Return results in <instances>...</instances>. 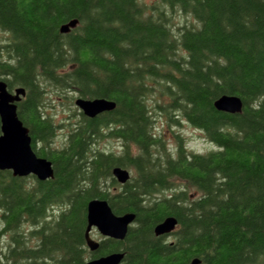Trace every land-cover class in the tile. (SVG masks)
<instances>
[{
  "label": "trees",
  "instance_id": "trees-1",
  "mask_svg": "<svg viewBox=\"0 0 264 264\" xmlns=\"http://www.w3.org/2000/svg\"><path fill=\"white\" fill-rule=\"evenodd\" d=\"M175 12L196 23L175 27ZM0 31V80L26 89L19 118L54 168L45 181L0 170L1 233H19L0 264L45 255L81 264L113 252L124 253L121 264H264V0H0ZM224 94L242 99L241 113L215 108ZM76 96L116 107L90 118L71 107ZM52 100L68 105L58 123ZM156 108L217 149L190 152L176 134L171 151ZM60 127L67 141L55 147ZM106 140L122 152L100 147ZM118 166L134 174L124 185L112 174ZM93 198L136 214L124 240L101 237L95 252L84 236ZM167 216L176 231L156 236ZM22 224L42 225L41 249L23 245Z\"/></svg>",
  "mask_w": 264,
  "mask_h": 264
},
{
  "label": "water",
  "instance_id": "water-1",
  "mask_svg": "<svg viewBox=\"0 0 264 264\" xmlns=\"http://www.w3.org/2000/svg\"><path fill=\"white\" fill-rule=\"evenodd\" d=\"M79 24L77 18L60 26V32L69 33ZM27 94L24 87H17L13 91L8 88L5 80H0V170H11L14 176H35L40 181L54 177V168L50 160L38 156L32 147V137L29 128L26 127L18 115L17 103ZM75 106L87 117L94 118L102 113L113 111L116 102L107 98L76 97ZM219 111L236 114L243 110V101L237 95L224 94L214 102ZM114 178L121 184H126L131 179V172L127 168L115 167L112 170ZM136 214L127 212L121 215L114 213L108 200L93 198L87 204V226L85 240L90 251L95 252L100 242L92 236L93 230H97L102 236L124 240L129 227L134 223ZM178 226V219L168 216L156 225V236L169 235ZM124 253L113 252L96 257L81 264H121ZM199 259H194L193 264H199Z\"/></svg>",
  "mask_w": 264,
  "mask_h": 264
},
{
  "label": "rangeland",
  "instance_id": "rangeland-1",
  "mask_svg": "<svg viewBox=\"0 0 264 264\" xmlns=\"http://www.w3.org/2000/svg\"><path fill=\"white\" fill-rule=\"evenodd\" d=\"M146 4L148 5H153L155 3L158 2V0H144ZM174 17V21L176 22V26H182L185 23H196V21L193 19L192 16L190 15H185L182 12H175L173 14ZM5 36V33H3L2 31H0V40H2ZM56 96L53 95L52 98L53 100H55ZM52 100V106L49 109V112H51L53 114V116L56 119V123H58L59 121H61L64 117H65V113L67 112L66 106L68 105H59V104H54ZM75 101V99H74ZM71 107L73 108H77L74 105H71ZM78 109V108H77ZM156 113V114H155ZM154 113V125L156 127V130L162 134V136L166 139L167 144L169 149H171V151H175L176 146H177V137L176 134H178L182 139L184 144L186 145L187 149L191 152H196V153H207L209 151L215 150L217 149V146L215 144H213L212 142L208 141L204 135V133L194 127H192L191 125H189L186 121L181 120L180 125H175L172 122L168 121L167 115L165 112H163L162 110L156 108V111ZM67 141V128L66 127H60L57 129L56 132V136L54 137L53 141H52V145L55 147H62L65 145ZM100 147L109 150V151H115L116 153H120L122 152V144L120 141L118 140H106L103 141L100 144ZM129 171L131 172V175L133 176V171L131 169H129ZM29 181H32V177L28 178ZM117 188L112 189V192H117ZM1 215V213H0ZM56 215H53L52 218L55 219ZM50 219V217L48 218V220ZM23 228L25 230H33V228H38L37 225H33L30 226L29 224H22ZM2 228V221L0 219V229ZM28 239L24 237V239L30 240L31 238H29L28 234H26ZM92 236L96 239V240H100V238L102 237L100 235V233L95 229L92 232ZM93 259V258H91Z\"/></svg>",
  "mask_w": 264,
  "mask_h": 264
},
{
  "label": "flooded vegetation",
  "instance_id": "flooded-vegetation-1",
  "mask_svg": "<svg viewBox=\"0 0 264 264\" xmlns=\"http://www.w3.org/2000/svg\"><path fill=\"white\" fill-rule=\"evenodd\" d=\"M59 207H54L52 209V215H57L59 213ZM1 211V210H0ZM0 219H1V215H0ZM3 226V225H2ZM33 226V225H32ZM42 225H38L37 227L40 228ZM21 234H24L23 236H25V238L28 239L27 235L29 236V238H31L30 240L24 239V237H22V243L23 245L26 246V248L32 249V250H39L41 249V246L43 244V234H40L37 231V228H34L31 231H19ZM0 262H3V258L9 253L11 252V250L17 249L19 246V243L17 241V239H15L16 236H19V233H15V236H13L12 234L9 233V231L5 232L4 235L1 233V229H0ZM12 255V254H11ZM16 256V255H14ZM14 259V258H13ZM11 259V262L12 260ZM6 260H4L5 262ZM22 264H28L24 261H22ZM63 262V258H61L59 255L57 256H50V255H45L44 257L40 258V261H36L34 264H62ZM13 263L15 264V261L13 260ZM19 264V263H18Z\"/></svg>",
  "mask_w": 264,
  "mask_h": 264
},
{
  "label": "bare ground",
  "instance_id": "bare-ground-1",
  "mask_svg": "<svg viewBox=\"0 0 264 264\" xmlns=\"http://www.w3.org/2000/svg\"><path fill=\"white\" fill-rule=\"evenodd\" d=\"M62 34H63V33H62ZM65 34H67V33H65ZM167 217H168V216H167ZM165 218H166V217H165ZM165 218H164V219H165ZM164 219H163V220H164ZM163 220H162V221H163ZM158 224H159V223H158ZM155 227H156V226H155ZM122 253H123V252H122Z\"/></svg>",
  "mask_w": 264,
  "mask_h": 264
}]
</instances>
